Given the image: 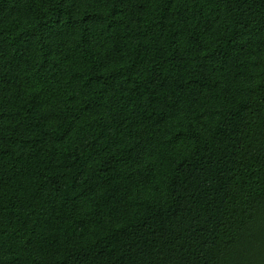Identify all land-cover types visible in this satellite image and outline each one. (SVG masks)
Masks as SVG:
<instances>
[{
	"label": "trees",
	"instance_id": "1",
	"mask_svg": "<svg viewBox=\"0 0 264 264\" xmlns=\"http://www.w3.org/2000/svg\"><path fill=\"white\" fill-rule=\"evenodd\" d=\"M0 264H264V0H0Z\"/></svg>",
	"mask_w": 264,
	"mask_h": 264
}]
</instances>
